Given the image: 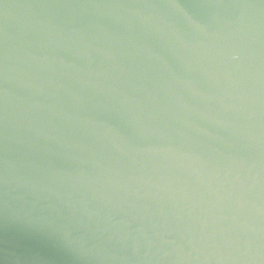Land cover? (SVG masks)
Segmentation results:
<instances>
[{"label": "water", "instance_id": "water-1", "mask_svg": "<svg viewBox=\"0 0 264 264\" xmlns=\"http://www.w3.org/2000/svg\"><path fill=\"white\" fill-rule=\"evenodd\" d=\"M0 264H264V0H0Z\"/></svg>", "mask_w": 264, "mask_h": 264}]
</instances>
